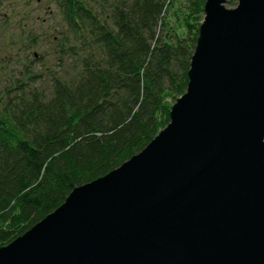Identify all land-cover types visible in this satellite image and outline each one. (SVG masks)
Masks as SVG:
<instances>
[{"label": "water", "instance_id": "95a60500", "mask_svg": "<svg viewBox=\"0 0 264 264\" xmlns=\"http://www.w3.org/2000/svg\"><path fill=\"white\" fill-rule=\"evenodd\" d=\"M206 0L170 121L0 247V264H264V0Z\"/></svg>", "mask_w": 264, "mask_h": 264}, {"label": "trees", "instance_id": "16d2710c", "mask_svg": "<svg viewBox=\"0 0 264 264\" xmlns=\"http://www.w3.org/2000/svg\"><path fill=\"white\" fill-rule=\"evenodd\" d=\"M205 1L190 0L183 34L164 23L169 0H55L67 32L54 53L74 63L66 77L49 76L50 94L36 87L43 80L33 65L42 56L30 52L35 37L3 61L0 247L166 127L167 97L186 91Z\"/></svg>", "mask_w": 264, "mask_h": 264}, {"label": "rangeland", "instance_id": "374dc122", "mask_svg": "<svg viewBox=\"0 0 264 264\" xmlns=\"http://www.w3.org/2000/svg\"><path fill=\"white\" fill-rule=\"evenodd\" d=\"M189 2L190 0H169L166 6V17L163 18L164 23H167L175 31L185 34L189 27L186 28L184 23L181 24L179 21L186 20L190 16L187 7ZM225 6L233 8L226 2ZM0 16L7 21V24L0 28V40L2 43L4 42L0 45V67L5 66L3 61L7 60L11 54L14 55V51L22 53L23 46L29 45L22 44L25 40L28 42V40H32L30 36L35 37L36 44L32 45L33 49L30 46V52L33 55L42 56V59L37 60L36 58L33 65L43 80L41 83H36V87L46 94H50L49 76L53 77L54 74L56 77H66L65 73L69 70L72 71L74 63L73 60H65L54 53L57 37L65 36L67 32V27L61 18L62 14L57 8L55 0H0ZM202 20L199 24L202 23ZM28 34L30 36H27ZM27 37L28 39H26ZM46 69L49 71L45 72ZM177 98L179 96L176 95L167 97L166 102L171 107Z\"/></svg>", "mask_w": 264, "mask_h": 264}]
</instances>
